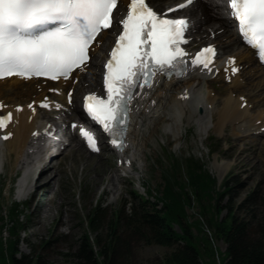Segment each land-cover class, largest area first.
I'll use <instances>...</instances> for the list:
<instances>
[{
	"label": "rangeland",
	"instance_id": "rangeland-1",
	"mask_svg": "<svg viewBox=\"0 0 264 264\" xmlns=\"http://www.w3.org/2000/svg\"><path fill=\"white\" fill-rule=\"evenodd\" d=\"M220 1L198 0L193 7L195 18H203L201 11L196 10L200 3L213 16V21L201 24L202 28L196 26L199 30L204 28L203 35L220 28L217 17L223 13L222 6L217 5ZM93 70L95 68L91 66L86 75L88 78ZM258 79L253 77L254 82L251 80L248 87L241 88L255 102L253 112L264 108V87L256 84ZM202 85L198 90L193 89L196 99L205 93ZM214 85L219 91L228 93L230 90L227 82L219 81ZM235 93L237 91L232 90V96ZM12 96L13 101L21 102L24 95L17 93ZM195 98L186 108L170 99L165 109L160 111L161 115L156 112L159 115L152 120L153 115L150 114L140 126V133L135 131L130 135L129 150L136 162L131 170L117 168L115 157L109 150L89 153L72 134L65 132L63 135L70 144L62 150H56L55 145L47 143L33 154L25 150L18 154L0 142V184L3 183L0 207L5 210L14 201L21 203L20 218L24 221L17 238L16 255L35 250L56 264L82 263L78 247L85 224L83 219L95 201L99 199L110 212L125 200H131L134 192L144 193L145 186L155 190L160 183V167L170 154L175 157L191 154L200 158L218 184L228 179L229 184L234 185L231 192H225L221 197L220 206L223 208L220 216L230 206L238 216L250 218L254 213V220L264 219V134L247 135L248 130L239 129L235 123L234 126L229 125L231 121L221 124L219 118L222 116L216 113L221 104L215 105L217 109L205 110L206 104ZM233 127L239 132L236 133ZM250 192H254L253 197L248 198ZM119 230L122 235L124 230ZM2 231L6 237L8 231ZM90 235L100 237L97 243L95 239L91 241L92 251L100 249L106 238L103 224ZM126 241L114 264H148L170 250L167 246L146 243L136 235ZM214 243L219 252L225 250L226 243L222 239Z\"/></svg>",
	"mask_w": 264,
	"mask_h": 264
},
{
	"label": "trees",
	"instance_id": "trees-1",
	"mask_svg": "<svg viewBox=\"0 0 264 264\" xmlns=\"http://www.w3.org/2000/svg\"><path fill=\"white\" fill-rule=\"evenodd\" d=\"M232 189L228 179L217 184L199 158L170 154L160 169V183L154 192L146 187V195L135 194L129 205L124 202L110 212L100 200L95 201L84 219L78 247L83 262L77 264H114L132 235L146 243L170 247L148 264H264V219L254 220V213L250 218L238 216L230 206L220 216L221 197ZM20 212L18 202L0 212V264H56L35 250L16 255L18 234L24 225ZM101 223L106 238L100 249L92 251L91 241L97 243L100 237H91L90 232ZM119 228L124 230L122 235ZM4 229L8 231L6 237L2 235ZM218 239L226 243L223 252L214 243Z\"/></svg>",
	"mask_w": 264,
	"mask_h": 264
},
{
	"label": "bare ground",
	"instance_id": "bare-ground-1",
	"mask_svg": "<svg viewBox=\"0 0 264 264\" xmlns=\"http://www.w3.org/2000/svg\"><path fill=\"white\" fill-rule=\"evenodd\" d=\"M170 2L171 1L164 2V3L169 4ZM152 3L154 5H161L162 4V3L157 4L156 2H152ZM198 8L201 11L200 13L202 15H204V18H203L204 23L207 24L208 22H211L213 20V17L208 13L209 10L206 9L205 7H203V5H199ZM188 10H190V9L189 8L186 9V11H188ZM190 13L192 14V11H190ZM192 16H195V15L193 14ZM221 18H222V16H221ZM222 20H223L224 26L229 25V21L227 19L223 18ZM199 22H200V24H202L201 21H199ZM200 24L197 25V28L198 27L202 28ZM202 30H204V28ZM202 32H204V31H202ZM110 35H111L110 29L103 31L99 35L98 40L101 41V43H105L107 41V39L108 40L110 39L109 38ZM222 35H224V34H222ZM201 39H205V38H201ZM235 40H236V38L233 37L232 35L230 38H228L225 41H221L218 39L219 50L222 52L226 51L227 49H230V48H231V50H236V52H234V54L236 55L237 63L243 64L241 71L231 78V85H230L231 90H237L238 93H243V91L241 89L242 85L243 86H245V85L249 86L252 83L251 80L253 77L254 78H260L258 80H255L257 82V83L255 82V83L258 86L261 85L262 87H264V70L260 67L259 64L255 63V60L252 56V52L248 48L242 46V48H239V49H236V48L232 49V45L235 43ZM246 63H248V64L251 63L253 65L245 67ZM97 76H98L97 71H93L91 78L94 80H97ZM207 78L210 79L209 77H206V76L204 77L203 75H200V76L194 77V79L186 78L183 80H179L177 82H173V83L171 82L168 84V87L166 88V90H171L170 92H174V94L177 92L180 93L181 92L180 90L184 86H187L188 89L192 90V88H193L192 87V83H193L192 81L193 80H196L197 84H201L203 81H206ZM7 81H8V79L0 81V97H4L6 99L7 95H10L11 93L15 94L17 92L22 94V91L25 92L24 95L31 93V92H29L31 90V88H30L31 81L24 83L21 80H18L16 78H12L11 79L12 84L10 85L9 88H7L5 86V84L7 85ZM179 88H181V89L179 90ZM205 96H206L204 99L205 102L211 103V104L215 103L214 97L210 96V94L207 93V94H205ZM12 97L13 96L11 95L10 98H12ZM153 98L156 100V102L153 105L152 109L154 107H156L159 102L162 101V98H163L162 91L159 90L158 97L154 96ZM5 99L3 100V103L8 104V102H13L10 99H8V100H5ZM248 99L249 100L247 101L248 102L247 105L244 108H240L239 107L240 100H238V98H236V96H232L230 90L228 93L226 92L224 97L221 100V107L219 106L220 108L216 111L217 114H221V116H222V117L220 116L221 118L218 117L220 120V123L224 124L226 121H238L239 127H241L242 125H245L247 130H248L250 128V125L254 124L253 122L255 119L263 118L264 113H262V111L264 110V108L262 110H260L259 112H256V113L252 112V110L250 112V108L248 107L249 106L248 104L250 102H252L253 105H255V102L250 98V96L248 97ZM214 107H215V105H214ZM214 107L211 109L213 110ZM255 110H256V108H255ZM19 116H21V118H20L19 124L14 128V135L11 139L6 140V143L9 146H11V149H13L16 153L22 154L23 150H24V145L27 144L26 140L28 139L29 127L30 126L34 127V125H35L34 118L36 115L32 119H30L28 117V111L24 108L21 112H19L15 115L16 118ZM251 116H254V118L252 120L250 119ZM261 124H263V123H260L256 128L260 127ZM232 126H234V125H232ZM233 129L236 131V133L239 132L238 128H237L238 130L235 127H233ZM131 133L132 132H130V134ZM39 175H40V172H39L37 178L39 177Z\"/></svg>",
	"mask_w": 264,
	"mask_h": 264
}]
</instances>
